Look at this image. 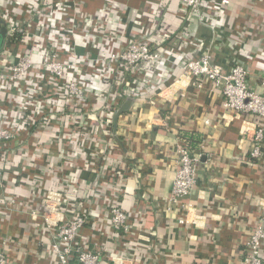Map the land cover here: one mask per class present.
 I'll return each mask as SVG.
<instances>
[{"label": "crops", "instance_id": "0c3cea01", "mask_svg": "<svg viewBox=\"0 0 264 264\" xmlns=\"http://www.w3.org/2000/svg\"><path fill=\"white\" fill-rule=\"evenodd\" d=\"M113 1L122 23L113 28L120 40L104 46L107 52L123 49L131 35L152 43L170 36L164 45L173 52L165 56L166 63H155L160 70L146 76L147 92L139 97L120 95L115 82L93 81L101 90L100 100L115 102L116 111L133 98L118 116L115 132L112 124L116 144L108 142L92 117L87 127L75 128L74 136L60 134L56 142L57 112L53 123L38 133L31 134V127L10 141L13 155L4 156L0 179V251L7 264H56L43 220L29 211L39 208L48 191L61 189L67 217H86L77 242L100 252L101 264L119 259L128 264H239L247 237L264 215V142L261 158L249 161L251 142L243 137V130H252L257 120L225 111L220 90L206 80L201 88L167 87L179 75L174 62L180 65L209 50L224 70L242 63L248 86L264 91V0H229L225 12L216 15L212 3L218 1L204 0L202 23L191 13L182 16L179 0ZM39 2L43 0H0V7L18 8L22 24L37 19L34 5ZM77 2L92 17L107 0ZM81 49L95 54L93 47ZM100 100L90 99L88 111L93 112L92 103L94 108L102 105ZM13 104L12 97L0 96V106L9 112ZM183 130L202 138L194 149L200 154L197 184L184 198L193 207L189 212L166 202ZM114 203L129 215L127 231L110 225ZM181 217L188 223L180 224Z\"/></svg>", "mask_w": 264, "mask_h": 264}, {"label": "built area", "instance_id": "2783aa9c", "mask_svg": "<svg viewBox=\"0 0 264 264\" xmlns=\"http://www.w3.org/2000/svg\"><path fill=\"white\" fill-rule=\"evenodd\" d=\"M217 1L216 6L212 3L215 15L224 13L229 4V0ZM179 2L182 16L191 13L200 23L204 22V0ZM10 5L15 6V2L10 1ZM34 8L38 11L37 19L30 22L29 18L21 24L18 8L0 7V19L5 24L6 36L17 32L21 35L19 43L4 44L0 50V96L14 99L10 112L0 106V179L4 173V156L9 152L13 155L8 149L10 141L20 133H27L31 127V134L46 128L55 119L53 112H57L54 121L56 142L60 134L74 136L75 128L87 127L88 118L92 117L100 122L108 142L116 144L112 133L115 102L100 100L101 90L93 81L109 86L111 81L115 82L120 95L139 97L147 92L146 76L153 70H160L154 68L155 63H166L173 52L164 45L170 36L164 41L152 43L144 36L137 38L134 35L129 37L120 51L107 52L104 46L115 39L120 40L117 29L113 28L118 22L122 23L121 9L113 0H107L102 11L92 17L82 12L77 0H43V3H36ZM106 17L109 19L106 20ZM112 21L116 23L109 27ZM147 27L145 30H151L153 24ZM18 46L24 48L20 50ZM87 47H93L95 54L88 51L83 53L81 48ZM174 63L172 67L179 75L167 90L189 85L201 88L206 80L220 90L225 111L236 116L255 117L254 128L244 129L243 137L251 142L249 161L259 160L264 142V91L258 92L248 86L245 66L237 62L224 70L215 62L209 50L183 60L180 65ZM153 98H150L152 104ZM90 99L91 102L100 100L102 105L94 108L92 103L93 112H89ZM175 151L177 167L166 202L189 212L193 207L185 203L184 198L197 184L200 154L191 150L184 138L178 139ZM63 155L61 151L60 156ZM66 203L61 189L50 190L41 198L39 208L29 211L32 218L39 216L43 220L50 236L48 243L56 255V264H101L100 252L91 251L77 242L86 221L85 215H75L69 219L63 207ZM262 205L264 211V202ZM109 210L111 227L127 231L128 213L116 203ZM178 221L180 224L188 223L184 217ZM263 222L264 215L247 237L243 248L245 253L239 264H264ZM0 264H7L4 251H0ZM114 264L128 263L119 259Z\"/></svg>", "mask_w": 264, "mask_h": 264}, {"label": "trees", "instance_id": "16d2710c", "mask_svg": "<svg viewBox=\"0 0 264 264\" xmlns=\"http://www.w3.org/2000/svg\"><path fill=\"white\" fill-rule=\"evenodd\" d=\"M154 17V16H152ZM185 23L189 26H191V22L190 21H185ZM20 33H15L13 35H7L4 39V43L3 45H14L15 43H19V40H20ZM168 39V38H167ZM103 131V130H102ZM180 137L181 138H184L188 141V145H189V148L191 150H194L196 149V142H200L201 141V136L196 132V131H186V130H183L181 131L180 133Z\"/></svg>", "mask_w": 264, "mask_h": 264}, {"label": "water", "instance_id": "95a60500", "mask_svg": "<svg viewBox=\"0 0 264 264\" xmlns=\"http://www.w3.org/2000/svg\"><path fill=\"white\" fill-rule=\"evenodd\" d=\"M6 34H7V30H6L5 24H4L3 20L0 19V50H1V47L3 46ZM132 102H133V98H127L121 104V106L118 108V110L116 111V113L114 115V118H113V127H114L113 129H114V132L116 130V124H117L118 116L120 114H122L124 111L128 110L130 108ZM262 229L264 230V222L262 223Z\"/></svg>", "mask_w": 264, "mask_h": 264}]
</instances>
